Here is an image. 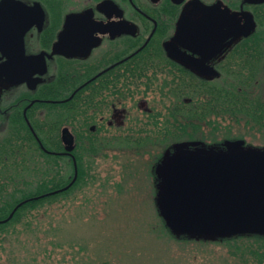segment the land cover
I'll list each match as a JSON object with an SVG mask.
<instances>
[{
  "label": "flooded vegetation",
  "instance_id": "af4514ba",
  "mask_svg": "<svg viewBox=\"0 0 264 264\" xmlns=\"http://www.w3.org/2000/svg\"><path fill=\"white\" fill-rule=\"evenodd\" d=\"M1 2L0 158L9 162L30 147L71 162L78 108L101 135L165 128L157 99L178 113L202 97L207 114L217 85L264 76V0Z\"/></svg>",
  "mask_w": 264,
  "mask_h": 264
},
{
  "label": "rangeland",
  "instance_id": "374dc122",
  "mask_svg": "<svg viewBox=\"0 0 264 264\" xmlns=\"http://www.w3.org/2000/svg\"><path fill=\"white\" fill-rule=\"evenodd\" d=\"M245 74L242 73L241 79ZM258 82L259 94L264 96V80L260 75ZM81 116L79 123L85 124ZM206 119L210 124L200 126L203 136L212 138L216 134L223 138L227 133L239 132L246 134L244 139L248 142L243 144V149H261L264 132L250 129L245 121L231 124L228 118H215L212 114ZM70 124L73 125L72 121ZM217 127L220 130L215 131ZM73 128L75 131L78 127L73 125ZM130 128L129 125L123 131ZM155 129L159 131L158 127ZM234 139L241 138H231L221 146L207 144L206 148L197 144L189 148L186 145L190 142H185L177 150L183 154H224L233 150L230 147ZM113 144L106 157L94 162L96 177L87 180V184L64 197L37 204L22 213L19 220L0 227V264H252L255 261L257 257L249 248V241H253L250 239L220 244L212 241L217 238L213 234L189 233L186 235L192 240H177L174 235L180 232L169 225L168 212L161 203L165 170L160 182L154 183V176L141 170L144 164L140 160L113 149L122 148L118 141ZM155 146L153 149L158 150ZM29 150L26 156L17 155L16 160L5 166L0 162V183L12 196L19 197L33 187L41 176L40 169L48 167L46 159L30 155ZM168 156L166 153L165 159ZM260 251L264 256V249Z\"/></svg>",
  "mask_w": 264,
  "mask_h": 264
},
{
  "label": "trees",
  "instance_id": "16d2710c",
  "mask_svg": "<svg viewBox=\"0 0 264 264\" xmlns=\"http://www.w3.org/2000/svg\"><path fill=\"white\" fill-rule=\"evenodd\" d=\"M258 90V81L256 83L252 81H247L245 83L232 81L231 83L225 85V87L221 86V88L217 85L215 98L214 100H210L214 101L213 112H210L209 108V113L206 112L207 114H202L200 112L201 108L197 106L201 104L202 97L197 99V102L199 103L196 104L194 103V100H191V102L185 106L186 109L183 110V112L178 113L175 105H166L163 102V98L157 99V101H159L158 106L162 107L158 113H165V116L162 114V116L159 115L157 117L163 118L164 123L167 124L165 125V128H159V131H155L156 129L144 130L136 127L130 128L131 130L128 129L123 131L120 129L116 133L111 134L107 132L104 135H99L98 132H89L88 129L85 128V124L79 123L78 118L81 114L79 113V108L78 110L76 109L71 113L70 117L72 119V124L78 127V131L75 130L77 134V144L74 149V157L76 159L78 170L77 178L67 189L57 193L41 196L42 194L59 189L68 184L73 177L74 168L73 158L71 162L63 163V161H60L55 157H51L43 152H40L38 157L46 159L44 161L48 167L47 169H40L41 176L37 179V182L33 187L29 188L27 191H23L24 193L21 191V195L17 197V195L12 196V194H8L4 190L6 189L4 184L0 183V193L2 194L0 195V219L6 218L11 210L22 200L38 196L37 198L29 199L22 203L8 221L0 222V227H4L19 220L22 213L32 209L37 204L41 205L45 202L53 201L59 196L64 197L70 194L74 189L87 184V180L89 181V179L96 177V168L94 165L96 159L99 157H106L107 151L111 149L112 145H114L113 143L116 141L122 145V148L114 147L113 149L123 151L126 154L137 158L136 160H140L142 164H144L141 170L145 169L146 172L148 171V173H151V175L154 176V183H156L157 181L160 182L161 173L164 170L165 173H167L168 163L167 159H165V154H169V160H173L178 155L183 154L182 151L177 150L178 145L181 143L190 142L188 146L186 145V147L189 148L196 144L199 147L205 148L207 144L220 146L227 144L231 138L235 137L244 139L246 134H241L239 132H236L234 135L227 133V137L225 135L223 138L216 136V134L212 138L203 136L202 133H200L201 127H199V122L202 121V119L208 118L210 114H212L215 118H228L231 124L245 121V124L249 125L250 129L256 128L260 132H264V96L260 95ZM184 93L186 92L184 91ZM207 100L208 99H205V101ZM207 109L208 108H206V110ZM189 123H192L194 127H189ZM140 125L136 124V126L139 127ZM80 130L81 132H79ZM218 130H220L218 127L215 128V131ZM246 142L247 141L244 139L245 144ZM155 145L159 148L158 150L153 149V146ZM261 146V150H264V142ZM14 157L17 158V156ZM50 157L54 159H51ZM2 158H0V162L3 163L4 166L9 163V161L6 159L3 160ZM130 158L131 157H128L127 159L130 160ZM126 169L127 168H125V170ZM153 187L159 192V189L155 184ZM4 192L6 194L3 195ZM168 221L169 225H174L169 218ZM227 227L228 226L195 228L188 226L185 228H176L175 226L174 228L179 230L180 233H177V235L174 236L177 240L187 241L192 240L186 235L189 233L213 234L214 236H217V238L212 241H216L220 244L226 243L227 240L234 241L237 239H250L253 240L249 241L251 243L249 248L253 250H250V252L257 257L252 264H264V256L260 251L261 249H264V231L244 227H235L231 228V232L228 233L227 230L229 228Z\"/></svg>",
  "mask_w": 264,
  "mask_h": 264
},
{
  "label": "water",
  "instance_id": "95a60500",
  "mask_svg": "<svg viewBox=\"0 0 264 264\" xmlns=\"http://www.w3.org/2000/svg\"><path fill=\"white\" fill-rule=\"evenodd\" d=\"M62 138L66 151L71 152L73 135L66 130ZM243 143L232 140L230 153L196 152L167 160L161 201L174 227L228 226L264 231V150H243ZM72 158L74 173L69 183L41 196L63 191L75 181L78 170L74 155ZM37 197L19 202L0 222L9 220L22 203Z\"/></svg>",
  "mask_w": 264,
  "mask_h": 264
},
{
  "label": "bare ground",
  "instance_id": "6f19581e",
  "mask_svg": "<svg viewBox=\"0 0 264 264\" xmlns=\"http://www.w3.org/2000/svg\"><path fill=\"white\" fill-rule=\"evenodd\" d=\"M262 79H264V76L262 77ZM246 81L251 82L252 79H247ZM244 145H245V144H244ZM202 148H203V147H202ZM205 148H206V147H205ZM243 150H247L246 147H245ZM259 150H261V149H259Z\"/></svg>",
  "mask_w": 264,
  "mask_h": 264
}]
</instances>
